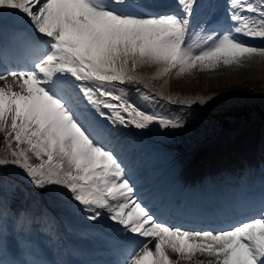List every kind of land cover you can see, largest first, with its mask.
Segmentation results:
<instances>
[{"label":"snow or ice","instance_id":"1","mask_svg":"<svg viewBox=\"0 0 264 264\" xmlns=\"http://www.w3.org/2000/svg\"><path fill=\"white\" fill-rule=\"evenodd\" d=\"M253 55L264 0H0V167L92 222L118 254L108 264H264V189L209 209L224 227L172 224L138 194L117 132L185 126L130 99L151 95L124 87L144 83L138 67L180 77Z\"/></svg>","mask_w":264,"mask_h":264},{"label":"bare ground","instance_id":"2","mask_svg":"<svg viewBox=\"0 0 264 264\" xmlns=\"http://www.w3.org/2000/svg\"><path fill=\"white\" fill-rule=\"evenodd\" d=\"M192 42L195 46V44L200 42V36L193 37ZM178 78L180 77L169 78L164 83L165 86L168 85L172 88L175 85L172 80ZM127 88L130 89V87ZM130 99L135 101L134 93L131 94ZM117 132L119 136L118 150L133 181L136 183L138 194L148 202L162 199L163 203L158 205V207L163 206V208L167 209L164 212L163 219H167L169 215L175 216L178 219L169 222L180 224L185 228L226 226L224 221L214 224L213 221L223 220V217L220 213L213 215L209 209H213L217 205L237 201L245 195L240 194L234 197L223 193L221 183L217 178L218 174H228L233 177L238 173H235L232 167L227 170L222 168L223 166L216 168L219 169L216 170V173H212L214 170L212 165L221 158L219 152L184 154L185 157L182 161H184L185 165L180 170L175 171L173 167L175 162H168L167 164L158 162L157 164L155 159H153V157H159L162 151H153V148H148L144 152L146 147L140 144L151 140L146 136L148 134H143L134 128L117 129ZM0 145H3L2 140H0ZM135 146H140L142 149L137 150ZM232 148L234 153H237L234 156L237 159V163H239V153L235 144L232 145ZM150 152H153V154L149 155L148 153ZM187 160H189L188 164ZM235 165L237 164L235 163ZM240 169L242 171V168ZM245 170L246 172L242 171L244 173L239 186L250 189L251 193H253V190L258 193L261 189H264V170L259 173V170H255L252 167V163ZM169 176L179 180L177 185L167 182ZM13 203L15 202L5 201V204L2 205L4 210L0 214H6L10 209H14L9 214H13L15 220L18 221L22 217L25 218L17 228H13L10 231L0 226L1 258L12 259L17 264L27 258L31 259L35 264H108V262L119 258L117 253L106 250L107 245L98 234L100 232L93 227L92 222L83 220L79 213H75L70 209L67 211L70 218L80 224L76 228L74 226L75 229L73 228L71 232H66L62 235L54 234L43 238V235L27 231L28 229L25 228L27 216L33 210L29 203L20 202L21 205ZM68 218L67 216L64 219L67 220ZM179 218L205 222H183ZM20 231H23V233H20ZM88 232L91 234H88ZM51 234L52 232H50ZM24 243L33 247L32 254L18 251L19 246ZM74 253L77 255H74ZM89 253H95L96 255L92 259H87L86 255Z\"/></svg>","mask_w":264,"mask_h":264},{"label":"rangeland","instance_id":"3","mask_svg":"<svg viewBox=\"0 0 264 264\" xmlns=\"http://www.w3.org/2000/svg\"><path fill=\"white\" fill-rule=\"evenodd\" d=\"M251 40L257 44L249 42L250 44H261L259 41ZM258 56L259 55H253L250 58H245L239 64L221 65L212 70L201 71L199 68L194 69L191 73L182 74L180 78L183 79L178 78L172 80V83L175 84L172 88L168 85L165 86L164 83L168 81L169 78L175 77L174 75L156 77L158 66L145 65L143 67H138L135 69V72L138 76L144 78V83L128 82L124 87L126 89H128L127 87H130V89H145V91L151 95L141 101L134 93L135 98H137L135 99L136 103H139L138 105L141 108H149L162 115L175 116L179 114L183 118L185 125L183 128L175 130H162L153 126L151 131H140L143 134L151 135H146L150 139L153 136L155 143L160 144L167 151H170V153L166 152L165 158L168 161L173 158V154L182 155L180 148L188 150L190 153L194 151L219 149L222 153L219 155L221 157L220 159H222L220 162L221 164L226 163L227 167L235 166L234 170H241L240 168H242V171L246 172L245 168L252 163V167L255 168V170H264V125L260 123L253 122L247 127H239V130L234 132L229 138L227 141L228 143H222V139L219 138V135L212 133L200 134L199 132V136H194L195 142H192L189 137V135H193L192 130H200V128H196L197 125H201L203 120H205V118L198 116L199 110L197 106L205 110L218 106L233 108L238 105L248 104H260L264 107V57ZM195 96L204 97L206 103L203 105L196 104L191 107L179 104V100H187ZM152 97L156 98L159 102L158 105L150 103ZM160 105H162V107ZM187 126H189L191 130L189 131L190 133L186 130ZM202 136H204V138H202ZM161 139H163L164 142L166 141V143H161L159 141ZM203 140L204 142H202ZM233 144H235L238 150L240 163H237V159L234 156L237 153L233 151ZM135 149L140 150L142 147L135 146ZM153 149V151H162V149L159 148ZM225 156L228 158L227 162L226 158H224ZM243 156H245V160L240 161ZM184 157L183 155L181 160H183ZM3 158H7V153L3 145H0V159ZM156 159L159 162V157ZM235 163L237 165H235ZM222 168H224V166ZM215 169L216 168H214V170ZM5 189H9L10 192L13 189L12 194L19 190L22 193L21 198H27V201H30L29 205L34 209L33 215L29 216V218H31L30 227L35 224L38 218L48 219V221L51 219L54 222L61 220L64 224L69 223L71 227H74L76 224L67 213L69 207L52 197L50 194L53 191L52 189L44 191L34 188L16 166L8 165L0 167V190ZM16 200L18 201H15L13 204L20 205L19 199ZM38 207L40 208L39 210ZM67 216L69 217L68 220H63ZM8 218L11 219L13 217L9 215ZM59 223V227H55V233L61 230V222L59 221ZM79 225L78 223L77 226ZM51 229L52 228L49 230ZM20 233H23V231H20ZM88 234L91 233L88 232ZM74 255L77 254L74 253Z\"/></svg>","mask_w":264,"mask_h":264},{"label":"trees","instance_id":"4","mask_svg":"<svg viewBox=\"0 0 264 264\" xmlns=\"http://www.w3.org/2000/svg\"><path fill=\"white\" fill-rule=\"evenodd\" d=\"M245 120L246 116L244 114L217 112L209 116L203 131L207 129L210 131H219L220 129H226L227 125L234 126L240 122H245Z\"/></svg>","mask_w":264,"mask_h":264}]
</instances>
